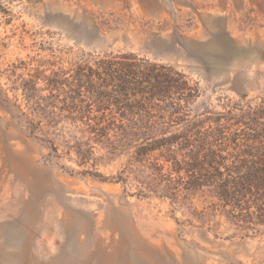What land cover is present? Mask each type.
<instances>
[{"label":"rangeland","instance_id":"1","mask_svg":"<svg viewBox=\"0 0 264 264\" xmlns=\"http://www.w3.org/2000/svg\"><path fill=\"white\" fill-rule=\"evenodd\" d=\"M119 52L199 82L194 115L259 100L264 0L0 2V264H264V231L244 237L207 192L139 199L45 162L22 117L23 78L68 70L83 53ZM124 160L101 170L116 174Z\"/></svg>","mask_w":264,"mask_h":264},{"label":"trees","instance_id":"2","mask_svg":"<svg viewBox=\"0 0 264 264\" xmlns=\"http://www.w3.org/2000/svg\"><path fill=\"white\" fill-rule=\"evenodd\" d=\"M46 73L21 82L24 124L46 163L122 184L139 199L207 192L244 237L264 231V98L194 115L199 82L135 52L83 53L68 70ZM122 158L116 174L101 170Z\"/></svg>","mask_w":264,"mask_h":264}]
</instances>
